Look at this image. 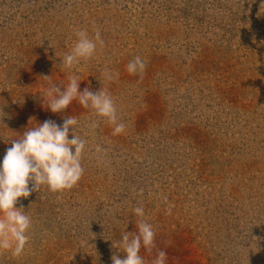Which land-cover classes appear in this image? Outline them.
Returning <instances> with one entry per match:
<instances>
[{"label":"rangeland","instance_id":"1","mask_svg":"<svg viewBox=\"0 0 264 264\" xmlns=\"http://www.w3.org/2000/svg\"><path fill=\"white\" fill-rule=\"evenodd\" d=\"M80 29L104 46L69 70ZM138 55L146 69L129 74ZM71 75L109 92L124 133L76 101L43 105ZM0 109V160L45 120L77 117L87 140L74 188L19 198L31 239L0 264H112L137 206L156 233L145 264L160 250L166 264H264V0H0Z\"/></svg>","mask_w":264,"mask_h":264},{"label":"clouds","instance_id":"2","mask_svg":"<svg viewBox=\"0 0 264 264\" xmlns=\"http://www.w3.org/2000/svg\"><path fill=\"white\" fill-rule=\"evenodd\" d=\"M76 40L68 53L61 58V66L69 70H77L81 61L94 57L98 45L104 41L97 30L89 36L86 29L75 31ZM146 60L141 56L134 57L127 66L129 74H143ZM118 73L105 70L102 76L106 82L118 78ZM48 77V76H45ZM76 75L68 77V82L57 85L49 81V85L41 93L43 105L53 113L63 112L76 101L85 109H90L95 116L105 118L113 125L112 135L124 133L126 125L120 122L116 104L109 92L101 88L91 91L80 90V82ZM62 89V90H61ZM5 113L0 109V117ZM94 131L98 121L86 125ZM82 127L77 117L69 116L62 124L52 120L37 123L36 126L23 132L20 138L11 140V147L0 160V252L10 253L18 258L24 254L30 242L29 230L32 217L23 206L16 207L19 198L27 199L32 192L46 186L51 192L71 190L82 179L85 169L82 164L87 140L78 134ZM71 130L72 138H69ZM97 146L96 152L102 153ZM31 182V187L29 186ZM133 214L142 218L137 224L138 231L123 232L120 240L113 245L125 253L124 258L118 255L111 257L112 264H145L141 249L150 252L154 247L156 233L153 225L143 219L146 216L143 206L133 208ZM167 253L158 251L152 264H166Z\"/></svg>","mask_w":264,"mask_h":264}]
</instances>
